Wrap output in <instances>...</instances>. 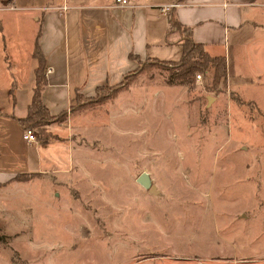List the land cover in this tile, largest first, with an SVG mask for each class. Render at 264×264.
Returning a JSON list of instances; mask_svg holds the SVG:
<instances>
[{"label":"rangeland","instance_id":"1","mask_svg":"<svg viewBox=\"0 0 264 264\" xmlns=\"http://www.w3.org/2000/svg\"><path fill=\"white\" fill-rule=\"evenodd\" d=\"M43 1L0 0L1 78L6 56L24 79L35 65L28 6ZM253 69L237 93L209 66L180 81L151 65L73 108L41 150L42 173L0 183V264H264V74Z\"/></svg>","mask_w":264,"mask_h":264},{"label":"crops","instance_id":"2","mask_svg":"<svg viewBox=\"0 0 264 264\" xmlns=\"http://www.w3.org/2000/svg\"><path fill=\"white\" fill-rule=\"evenodd\" d=\"M130 3L119 7L113 0H46L28 6L38 11V29L30 50L35 65L24 79L15 60L6 56V75L0 77L1 187H5L2 183L9 186L33 179L15 182L12 178L16 173H42V148L52 146L48 139L61 136L60 128L75 112L70 108L94 96L97 87L119 85L123 75L146 58L178 60L182 52L180 33L169 28L171 17L189 28L192 41L201 43L209 56H223L231 90L240 92L251 67L256 75L264 74V0ZM35 44L43 57L41 103L50 115L65 110L68 118L46 123L43 128L49 136L27 143L18 118L27 114L35 86ZM245 100L262 105L254 97Z\"/></svg>","mask_w":264,"mask_h":264},{"label":"trees","instance_id":"3","mask_svg":"<svg viewBox=\"0 0 264 264\" xmlns=\"http://www.w3.org/2000/svg\"><path fill=\"white\" fill-rule=\"evenodd\" d=\"M169 28L176 30L180 33L179 44L182 47V52L180 58L176 61L173 60H158L156 58H146L138 62V66L135 70L127 72L123 75L122 81L119 85L116 86H102L97 87L95 95L90 98H84L80 101L82 104L78 103L75 106L71 107L73 109L77 106L84 105L86 102H90L92 100L103 99L105 95H103V90L105 88L115 90L116 92L120 90V88L124 87L130 81V78L134 76L137 72L144 70L147 66L151 65H168L173 68H177L175 71V78L178 80H185L187 77L191 76L197 69H204L206 67H212L213 74L212 77L214 79H219L220 76L225 78V68L226 62L224 61L223 56H209L207 52L204 50V47L199 42H193L190 37L189 28L182 26L177 23L175 19L170 18ZM33 56L36 60V68H35V86L32 90V94L30 96L31 100L29 105L27 106L26 115L24 117L18 118V122L21 128H37L39 134L43 136H49L48 131H46L43 126L49 122L60 123L61 121L66 119L67 112L62 110L57 115H50L47 112L45 106L41 103L40 90L45 84L43 74V57L41 52L38 50V47L34 46L33 48ZM79 101V102H80ZM28 175L22 173H16L13 178L18 177V175ZM31 175V174H29ZM4 236L0 235V242H2Z\"/></svg>","mask_w":264,"mask_h":264},{"label":"built area","instance_id":"4","mask_svg":"<svg viewBox=\"0 0 264 264\" xmlns=\"http://www.w3.org/2000/svg\"><path fill=\"white\" fill-rule=\"evenodd\" d=\"M113 3H115V6H119V7H125V6H130V0H113ZM50 69L47 68L46 72H49ZM197 79H200V75L196 74L195 76ZM22 138L27 142H36L37 138H36V134L34 132V129L32 128H22Z\"/></svg>","mask_w":264,"mask_h":264},{"label":"water","instance_id":"5","mask_svg":"<svg viewBox=\"0 0 264 264\" xmlns=\"http://www.w3.org/2000/svg\"><path fill=\"white\" fill-rule=\"evenodd\" d=\"M213 99V96H206V105H209ZM136 182L139 183L141 186L147 188L150 193H154L156 191V185L150 184V178L146 171H142L138 174Z\"/></svg>","mask_w":264,"mask_h":264}]
</instances>
